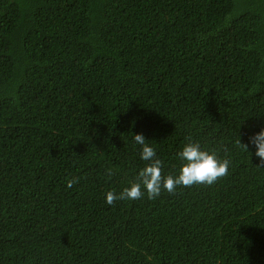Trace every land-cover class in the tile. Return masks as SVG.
<instances>
[{"label":"trees","instance_id":"obj_1","mask_svg":"<svg viewBox=\"0 0 264 264\" xmlns=\"http://www.w3.org/2000/svg\"><path fill=\"white\" fill-rule=\"evenodd\" d=\"M261 126L264 0H0V264H264ZM137 133L228 173L109 205Z\"/></svg>","mask_w":264,"mask_h":264},{"label":"clouds","instance_id":"obj_2","mask_svg":"<svg viewBox=\"0 0 264 264\" xmlns=\"http://www.w3.org/2000/svg\"><path fill=\"white\" fill-rule=\"evenodd\" d=\"M133 140L140 146V159L147 163L138 170L136 180L129 186L119 192L110 190L105 193V202L109 205L115 200L134 201L145 195L152 200L162 191L173 193L178 187H190L196 184L213 185L228 173L230 165L228 159H221L215 151L205 149L199 141L189 139L176 153L181 162L178 171L174 174L162 175L163 162L157 158L154 147L145 143L146 139L142 133L134 134ZM248 144L254 146V155L259 158L258 166L264 168V126L249 135ZM243 145L248 149L246 144ZM108 174L111 175V172L109 171Z\"/></svg>","mask_w":264,"mask_h":264}]
</instances>
